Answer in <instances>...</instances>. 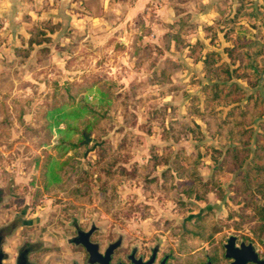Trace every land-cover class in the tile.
Listing matches in <instances>:
<instances>
[{"label":"rangeland","instance_id":"374dc122","mask_svg":"<svg viewBox=\"0 0 264 264\" xmlns=\"http://www.w3.org/2000/svg\"><path fill=\"white\" fill-rule=\"evenodd\" d=\"M246 12L231 20H246ZM6 18L0 16V31ZM252 24L228 27L231 53L211 29L204 30L209 46L187 44L191 27L180 32V44H167L163 34L175 32L173 24L158 38L142 30L131 43L127 34L126 44L118 43L117 31L97 43L62 42V35H48L59 30L49 20L32 25L27 38L18 36L19 45L3 44L0 33V225L15 223L8 239L42 237L48 245L43 262L67 264L79 258L63 241L71 223L91 222L99 226L102 244L116 237L126 248L157 244L172 255V264H203L206 256L226 264L229 235L251 242L264 257L257 217L236 225L253 213L248 194H238L235 171L216 168L219 157L210 147L222 148L205 121L218 120L228 106L205 102L210 93L202 89L226 77L222 69L207 70V51L217 53L213 61L227 67L230 81L246 93L252 90L247 82L256 76L263 81L264 16ZM168 59L175 66L170 81L157 80ZM72 108L78 114L61 117ZM213 110L219 111L211 116ZM180 149L199 157L197 168H173ZM52 161L57 180L47 174ZM191 175L208 182L202 199L195 197L196 185L188 190ZM250 193L263 202L253 187Z\"/></svg>","mask_w":264,"mask_h":264},{"label":"crops","instance_id":"0c3cea01","mask_svg":"<svg viewBox=\"0 0 264 264\" xmlns=\"http://www.w3.org/2000/svg\"><path fill=\"white\" fill-rule=\"evenodd\" d=\"M0 2V16L7 17L0 31L5 39L1 41L3 44L7 42L18 45L20 43L18 36L27 38L32 25L47 20L58 24L59 28L48 32V35L54 38L60 34L62 42H71L70 40L74 39L75 42L81 41V45L97 43L106 33L117 31L118 43L126 44L127 42L122 39L127 38V34L131 37L129 42L135 43L134 34L141 35L142 30H148L151 36L158 38V33L163 34L170 24L178 29L179 17L186 15L188 24L184 28H192L189 37L186 38L187 44L192 45L201 41L209 46V38L205 36L204 30L211 29L217 32L220 41L223 40L221 46H226L231 45L234 39L226 37L228 27H233L231 25L237 23L252 28L249 24L253 25L257 15L261 13L264 16V0H0ZM242 12L247 13L246 20L241 19L237 22L231 20ZM110 15L113 16L112 19ZM222 20L228 22L223 23ZM141 39L144 42L147 34L144 33ZM136 40L140 41L137 38ZM170 44L174 46V41L172 40Z\"/></svg>","mask_w":264,"mask_h":264},{"label":"trees","instance_id":"16d2710c","mask_svg":"<svg viewBox=\"0 0 264 264\" xmlns=\"http://www.w3.org/2000/svg\"><path fill=\"white\" fill-rule=\"evenodd\" d=\"M185 16L179 17V28L175 32H165L163 38H165L169 44L172 40L174 46H177L182 42L180 32H183L186 26L184 21ZM30 39L29 42H31ZM234 46H225L223 49L228 53H231ZM217 53L214 51H207L203 55L202 62L209 68L207 70H219L222 69L226 73L224 80H216L204 84L202 89L204 93H210V97L205 99V102H210L215 105H225L228 108L225 110L224 115L218 116V120L211 117L205 121L211 126L212 135L218 140L219 144L223 148H214L210 146L215 154L219 157L216 161V168H229L231 171H235V183L238 194L246 193L250 199V205L253 206V213L246 216H242L239 223L244 221L259 220V226L264 229V79L259 82V77L256 76L252 84L247 82V85L252 89L249 93L245 92V89L234 81H230L232 75L228 72V68H220L221 64H216L213 61V57ZM248 56V54H245ZM168 65L163 66L159 73L155 76L157 80L170 81V67L175 68L173 61L168 59L166 61ZM215 65V66H213ZM236 69V68H235ZM236 78H245V75L235 74ZM90 87V86H89ZM97 91L100 94H104L106 89L103 86H97ZM219 110H213L214 116ZM78 114L77 109L66 110L63 116H71ZM220 117V118H219ZM58 118L55 116V119ZM57 121V122H56ZM58 123V120H55ZM180 126H185L180 124ZM180 160L186 162L189 166L180 164ZM199 157L193 156L191 153L185 152L180 149L174 153L172 166L173 168H197L199 163ZM47 174L53 180H57L59 177V170L57 169L56 162L47 163ZM242 168V170L240 169ZM188 190L192 191L191 187L196 185L197 193L195 197L202 199L207 191L208 182L202 181L197 176L191 175L187 180ZM254 190L263 199L262 203H259L257 198L250 193V188ZM198 189L199 192L198 193ZM203 219V217H201ZM45 250L43 249V252Z\"/></svg>","mask_w":264,"mask_h":264},{"label":"flooded vegetation","instance_id":"af4514ba","mask_svg":"<svg viewBox=\"0 0 264 264\" xmlns=\"http://www.w3.org/2000/svg\"><path fill=\"white\" fill-rule=\"evenodd\" d=\"M1 190L0 196L4 195ZM27 221L23 219L21 224L27 225ZM5 224L0 225V262L3 264H45L43 262V249L48 248V245L43 238L35 237L34 240H31L24 233L18 235L17 241L12 242L8 237L12 234L15 223L14 221H10L8 225L6 224L5 226ZM96 233H100V228L94 223L90 222L87 227L71 223V231L65 235L63 241L73 246L75 249L73 252L77 253L79 258L78 261L72 260L67 264H172V255L168 252L161 253L160 247L157 244L148 247H139L136 244H132L129 248H126L122 247L121 237H116V239L102 244L101 238ZM237 240L236 238L235 246H239L240 243H248L244 240ZM107 248L110 249L109 257L105 261L104 254ZM253 249L257 253L258 258H264L259 254L254 245ZM226 259V264H230L231 259ZM207 261L209 264H212L208 256H206L203 264H206ZM245 264L256 263L246 262Z\"/></svg>","mask_w":264,"mask_h":264},{"label":"water","instance_id":"95a60500","mask_svg":"<svg viewBox=\"0 0 264 264\" xmlns=\"http://www.w3.org/2000/svg\"><path fill=\"white\" fill-rule=\"evenodd\" d=\"M264 76V70L260 74V79ZM89 138L84 136V141H87ZM235 235H229L226 239V242L223 244L224 247V257L230 258V264H245L246 262H254L256 264H264V258H258L257 253L253 249L251 242L240 243L239 246H235ZM88 248V245L86 244ZM109 248L106 249L104 258L105 261L109 257ZM0 264H3L0 262ZM206 264H209L208 261Z\"/></svg>","mask_w":264,"mask_h":264}]
</instances>
